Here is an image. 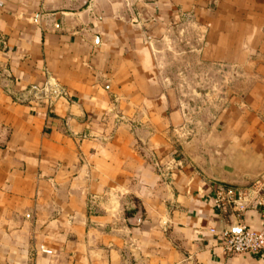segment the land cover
Instances as JSON below:
<instances>
[{
    "label": "crops",
    "instance_id": "0c3cea01",
    "mask_svg": "<svg viewBox=\"0 0 264 264\" xmlns=\"http://www.w3.org/2000/svg\"><path fill=\"white\" fill-rule=\"evenodd\" d=\"M191 63L243 78L192 131ZM262 173L264 0H0V264H264L210 233Z\"/></svg>",
    "mask_w": 264,
    "mask_h": 264
},
{
    "label": "rangeland",
    "instance_id": "374dc122",
    "mask_svg": "<svg viewBox=\"0 0 264 264\" xmlns=\"http://www.w3.org/2000/svg\"><path fill=\"white\" fill-rule=\"evenodd\" d=\"M189 66L186 70L181 69L180 73L177 72L170 78L175 80L177 88L180 89L178 94L188 105L186 107L193 119L189 126V130L192 131L199 128L198 124L204 113L207 111L215 113L228 106L227 99L231 97L234 83L238 80L243 81V78L239 75L231 76L230 74H220L217 77L213 70H208L206 76L204 75L200 80L199 74L190 73L191 68L195 70V67L198 68L199 65L191 63ZM176 68L178 69V66Z\"/></svg>",
    "mask_w": 264,
    "mask_h": 264
},
{
    "label": "built area",
    "instance_id": "2783aa9c",
    "mask_svg": "<svg viewBox=\"0 0 264 264\" xmlns=\"http://www.w3.org/2000/svg\"><path fill=\"white\" fill-rule=\"evenodd\" d=\"M249 188L250 192L241 200L259 210L264 220V173ZM233 197L232 188L219 190L216 195L217 207L220 209L223 203H230ZM244 207L240 206V210H243ZM210 233L216 236L220 248L228 257L239 255H260L264 257V233L261 231H252L242 227L237 234L227 230L221 233L211 230ZM41 251L50 254L49 251L43 249Z\"/></svg>",
    "mask_w": 264,
    "mask_h": 264
},
{
    "label": "water",
    "instance_id": "95a60500",
    "mask_svg": "<svg viewBox=\"0 0 264 264\" xmlns=\"http://www.w3.org/2000/svg\"><path fill=\"white\" fill-rule=\"evenodd\" d=\"M47 93L55 95V94H57V88L54 86H51L48 91H42L39 94L37 93V91L34 90L31 92V96L36 97V98H45ZM258 177H256L250 184L243 185V186H235V185L233 186V185H229L227 183H225V184L228 186H231V187H236V188H246V187H249ZM239 232H240V230L233 231V233H236V234Z\"/></svg>",
    "mask_w": 264,
    "mask_h": 264
}]
</instances>
